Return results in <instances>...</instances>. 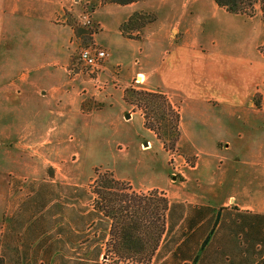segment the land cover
Wrapping results in <instances>:
<instances>
[{
    "label": "crops",
    "instance_id": "crops-1",
    "mask_svg": "<svg viewBox=\"0 0 264 264\" xmlns=\"http://www.w3.org/2000/svg\"><path fill=\"white\" fill-rule=\"evenodd\" d=\"M78 2L0 0V189L7 191L1 219L16 207L20 212L10 198L20 181L44 179L43 164H14L13 159L21 160V153L36 157L38 149L58 140L70 142L65 154H71L76 135L85 137L99 112L85 111L79 94L109 80L117 68L118 87L107 83L98 91L112 93L113 87L121 92L140 76L141 88L164 93L177 109L181 146L195 157L183 166L181 181L149 187L162 190L169 205L166 230L150 264H264V116H249L251 86L259 78L249 51L251 17L229 13L213 0L123 5L97 0L91 18L99 27L93 40L107 50V60L90 78L76 69L70 75L73 30L56 20L65 8L78 11ZM134 12L153 15L139 39L119 30ZM119 97H107L103 109L114 103L122 109ZM232 137L241 148L218 147ZM48 183L38 182L31 197ZM67 198L61 204L68 211L57 216L48 212L58 200L45 198L41 229L26 228L38 213L29 214L21 229L0 228V246L7 252L6 235L14 238L6 264H56L59 255L70 264H122L105 255L111 219L95 212L94 195L90 200L72 192Z\"/></svg>",
    "mask_w": 264,
    "mask_h": 264
},
{
    "label": "rangeland",
    "instance_id": "rangeland-1",
    "mask_svg": "<svg viewBox=\"0 0 264 264\" xmlns=\"http://www.w3.org/2000/svg\"><path fill=\"white\" fill-rule=\"evenodd\" d=\"M97 5V0H79L77 3L79 7L78 11L65 8L56 18V20H60V22L63 21L69 25L73 30V36L69 40V48L71 51L70 75H72V69L80 70L81 73L87 74L90 78H94L96 75L95 69L91 70V68L83 66L78 60V51L81 47L100 48L107 53L104 47L96 44L93 40V34L98 31L99 25L92 21L91 15ZM244 16L251 17L249 20L254 41L250 42L249 51L255 56V59L252 60L253 64L259 68V78L252 84L251 94L248 99L249 116L261 117L264 116V55L262 56V53L259 51L260 54L257 51V47L260 46L262 39H264V24L259 4H254L251 15ZM85 18H87L89 22H85ZM140 20L141 19L135 21L134 26H137ZM140 31L141 29L139 31L127 29V32L122 35L127 38L139 39ZM106 60L107 57L105 61ZM117 74L118 69L115 68L110 72L111 77L109 80H105L104 82L97 81L93 83V89L90 87L87 91H83L79 94V97L83 99L82 108L85 111L92 109L99 112H97L90 121V128L88 132H85V137L81 138L76 135V139L72 142V144L74 143V149L71 154L67 156L65 154V144L70 142L58 140L51 142V146H48L44 150L38 149L39 155L36 157L33 154L28 155V153H21L23 156L21 160L16 158L13 159L14 164H43L45 169L41 173V176L44 179H39V181L23 179V181L19 182V189L15 187L16 189H13V194L10 198L13 202H18V208H21V210L18 212L19 209L17 210V207L10 210L13 206V204H11L9 208L11 213L9 211L10 214H4L2 219L0 216V228H9L11 230L21 229L24 222L27 221L26 219L29 214L36 213L35 211L38 203H41V201L43 202L45 198L58 200L51 204L48 215H56V213L63 215L64 212L68 210L66 209V205L61 204V202L67 200V197L71 195L69 187L71 184L69 183L72 182L82 183L83 187L86 189V193L83 197L86 199L89 197L91 200L93 193L92 188L89 187L88 184H91V181L95 177V170L98 172L107 171L114 178L121 180L126 187L123 192H128L129 194L130 192H134L136 194L149 195L151 192L157 191V193L159 192L163 195L164 192L159 188L149 187L165 183L169 184L172 182V179L176 180V182L183 179V166L188 167L187 164H193L195 159L193 152L190 154L186 153L181 146V140L179 139L180 132L175 146L171 148L169 144L171 135L167 131L161 128V130H157V133H155L144 125L142 111L125 101V91L128 88L145 91L149 90L141 88V86H139L140 84L133 80L130 85L124 87L122 91L119 92L117 89H114L118 87ZM107 83L114 86V88L112 87L109 89L113 92H99L98 90L105 89ZM120 95L122 112L121 107L116 105V103L103 109L107 97L110 98L107 99V101H119ZM260 103L263 106V110L259 112L257 107L260 106ZM135 111L141 116V121L138 119L139 115L131 119L125 118L127 113L131 114V112ZM167 118L169 117L167 116ZM150 120L154 122L155 118L151 116ZM119 131H122L123 134L121 138L119 136ZM132 133L138 135L136 137L126 138V134L131 136ZM236 139L237 138L234 137L228 138L225 141L219 142L218 147L223 148L229 146L230 148H241V142ZM58 168L60 171L56 173L55 170ZM65 170L68 172H64ZM114 171L122 178L115 175ZM55 177L58 179H54ZM52 179L57 181H52ZM41 181L49 182L47 186H41V191L38 193L45 198L36 197L34 199L31 197V194L36 189L38 182ZM6 193V190L0 189V213H2L3 210L2 201ZM6 201H8L7 198H5V203ZM15 210L16 212H14ZM76 211L78 210L76 209ZM58 218L62 219L61 217H56L54 220L57 221ZM5 239L6 243H9V251L7 252L2 245L0 246V264H6L12 258L10 244H13L12 239L14 238L6 235ZM110 239L111 235L108 241ZM107 250L109 251V259H111V257L114 258L112 246L108 245ZM66 258L63 259L59 255L55 258V263L70 264ZM127 261L120 263L131 264L132 262L131 260Z\"/></svg>",
    "mask_w": 264,
    "mask_h": 264
},
{
    "label": "trees",
    "instance_id": "trees-1",
    "mask_svg": "<svg viewBox=\"0 0 264 264\" xmlns=\"http://www.w3.org/2000/svg\"><path fill=\"white\" fill-rule=\"evenodd\" d=\"M134 1L138 0H101L104 3L108 2L120 5ZM213 1L229 13L243 15H251L254 4L258 3L264 24V0ZM139 19H141L139 24L134 26L135 21ZM152 19L153 15L151 13L134 12L126 21L119 25V30L122 34H125L127 29L139 31ZM258 50L264 55V42L258 47ZM125 101L142 111L144 125L148 129L153 130L155 133H157V130H161V128L167 131L171 135L169 139L171 148L175 146L179 137V113L168 101L164 93L128 88L125 91ZM151 116L155 118L154 122L150 120ZM88 186L92 188L94 195L93 208L95 212H101L104 216L111 219V239L107 241V246H112L113 260L116 262L131 260V264H150L162 235L166 230V212L169 205L165 196L159 192L157 193V191L151 192L149 195L123 192L126 189L124 183L114 178L107 171L98 172L95 170V177ZM70 190L71 194L73 192V196L77 197H83L86 193V189L80 186H71ZM40 191L41 188L39 187L33 196L34 199L36 197H44L38 194ZM46 202L47 200L43 199V202L38 203L36 210L38 215L34 221H30L26 225L27 229L42 228L41 224L44 222V216L41 210ZM108 254L109 251L106 250L105 255ZM94 255L98 257L99 254L96 253ZM194 262L195 259L192 260V263ZM74 264L87 263L75 260ZM92 264H97V261Z\"/></svg>",
    "mask_w": 264,
    "mask_h": 264
},
{
    "label": "built area",
    "instance_id": "built-area-1",
    "mask_svg": "<svg viewBox=\"0 0 264 264\" xmlns=\"http://www.w3.org/2000/svg\"><path fill=\"white\" fill-rule=\"evenodd\" d=\"M85 22H89L85 18ZM107 53L100 48L81 47L78 51V60L83 66L91 68V70L98 68L106 59ZM137 83L138 78L134 79Z\"/></svg>",
    "mask_w": 264,
    "mask_h": 264
},
{
    "label": "bare ground",
    "instance_id": "bare-ground-1",
    "mask_svg": "<svg viewBox=\"0 0 264 264\" xmlns=\"http://www.w3.org/2000/svg\"><path fill=\"white\" fill-rule=\"evenodd\" d=\"M140 77V76H139Z\"/></svg>",
    "mask_w": 264,
    "mask_h": 264
}]
</instances>
